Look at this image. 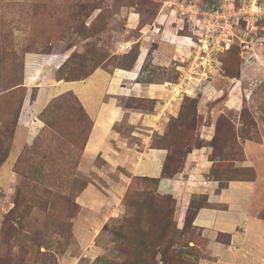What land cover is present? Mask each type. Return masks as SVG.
<instances>
[{
    "label": "rangeland",
    "instance_id": "obj_1",
    "mask_svg": "<svg viewBox=\"0 0 264 264\" xmlns=\"http://www.w3.org/2000/svg\"><path fill=\"white\" fill-rule=\"evenodd\" d=\"M218 2L0 0V264H220L195 224L194 208L212 206L201 192L203 181L223 188L256 178L258 169L264 176V43L250 54L234 45L210 75L187 78V63L179 58L189 57L191 39L179 36L190 35L191 14L181 20L179 8L200 11ZM245 2L252 0H237ZM159 16L164 23L170 18L175 30L169 41L180 54L173 62L156 57L158 38L143 37ZM254 26L253 35L264 37V16ZM145 39L139 80L166 86L175 101L151 141L167 153L160 177L135 175L100 155L84 162L93 119L74 90L53 87L83 81L98 69L117 71L119 79L134 68ZM42 91L54 95L38 112L46 100L42 94L34 107ZM120 103L151 111L156 101L129 97ZM121 127L129 130L126 123ZM194 151L198 156L186 172ZM164 178L174 181L167 180L172 192L162 189ZM183 187L192 197L180 224L173 191ZM257 214L264 219V203ZM217 240L227 244L230 234Z\"/></svg>",
    "mask_w": 264,
    "mask_h": 264
},
{
    "label": "crops",
    "instance_id": "obj_2",
    "mask_svg": "<svg viewBox=\"0 0 264 264\" xmlns=\"http://www.w3.org/2000/svg\"><path fill=\"white\" fill-rule=\"evenodd\" d=\"M164 18L165 16H159L157 22L150 26L148 31L143 32V37L151 36L153 40L158 38L160 46L155 50L156 57L166 58V63H169L170 59L173 62L180 53L176 49V45L169 41L175 35V30L170 23L171 19L165 20L167 23H164ZM133 23L134 25L137 23V17L133 19ZM157 30H160V33L156 35ZM147 40H143L140 45L139 56L134 68L127 70L128 73L121 74L119 79H116L117 71L111 74L103 69H98L83 81H64L53 87L59 92L74 90L86 112L93 119V127L85 147L84 162L85 159L100 155L111 166H126L135 175L160 177L167 153L165 149L152 148L151 141L154 133L160 130L162 118L167 117L169 110L171 111L172 107H175V101L171 99L166 86L163 87L164 89L153 87L152 84L145 86L139 80L140 70L148 54V46L145 42ZM181 51L186 53L184 48H181ZM169 53H172L173 56ZM167 56L171 57L168 59ZM139 59L142 60L140 63H138ZM134 72H137V75L133 76ZM26 82L29 84L27 75ZM157 85L163 86L164 84ZM2 92L0 90V94ZM41 95L46 100L38 107L36 110L38 112L45 108L54 92L42 91L38 100L35 101V108L41 102ZM129 97L155 100L156 104L151 111L124 107L120 102L122 98ZM27 99L28 97L25 101ZM169 104H173V106L169 107ZM124 123L129 125V130L120 128ZM197 156L196 151L190 154L188 158L190 166L186 172L190 170L192 162L196 160ZM202 161L200 162L202 163ZM256 176L254 179L231 180L223 188L219 186L220 183L213 181L206 180L201 185L199 184L200 188H203L201 192L208 196L212 206L199 210L195 224L202 227L207 239V247L217 259L216 263L264 264V219L257 214L264 203V191L262 190L264 176L259 169ZM178 178L176 181L181 183V177ZM167 180L164 178L162 181V189H165V192H172L166 187L169 186L167 185L169 182L174 181L170 179L168 182ZM90 190L93 189L87 188L86 192ZM173 193L176 194L179 205H181L179 211L183 219L180 221L181 224L184 223L192 193L189 189L184 190V187L183 190H175ZM77 219L79 220V218ZM219 234H230V242L226 244L218 241Z\"/></svg>",
    "mask_w": 264,
    "mask_h": 264
},
{
    "label": "built area",
    "instance_id": "obj_3",
    "mask_svg": "<svg viewBox=\"0 0 264 264\" xmlns=\"http://www.w3.org/2000/svg\"><path fill=\"white\" fill-rule=\"evenodd\" d=\"M180 19L190 13L189 57H180L187 63V78L203 79L210 75L220 63L219 55L234 45L241 53H252L256 46L263 45L264 37L253 35L256 21L264 16V5L260 0L237 4V0H219L217 8H203L189 12L182 4ZM177 9H171V12ZM252 26V27H251ZM184 29V27H181Z\"/></svg>",
    "mask_w": 264,
    "mask_h": 264
},
{
    "label": "trees",
    "instance_id": "obj_4",
    "mask_svg": "<svg viewBox=\"0 0 264 264\" xmlns=\"http://www.w3.org/2000/svg\"><path fill=\"white\" fill-rule=\"evenodd\" d=\"M219 3V2H218ZM218 3H216L215 5H214V7H212V8H217L218 7ZM233 47H236V46H232L231 48H233ZM230 48V49H231ZM230 49H228V50H226L225 52H227V51H229ZM63 70V66H61L60 67V69H59V72H60V74H61V71ZM82 108H84V106L82 105ZM85 110V109H84ZM85 115H86V117L89 119V120H91L90 118V116L88 115V113L85 111ZM93 125V124H92ZM93 127V126H92ZM92 127H91V130H92ZM91 130H90V132H91ZM90 132H89V134H90ZM167 159V158H166ZM169 167L165 164L164 165V174H168L169 172ZM177 171H175V172H173V174H175ZM194 201H192V203H191V206H190V208H192L193 209V207H194ZM208 204H207V202L205 203H201V205H198V206H196L195 208H194V212H195V214H194V216L193 217H195L196 215H197V212H198V210L201 208V207H205V206H207ZM193 219V218H192ZM191 223H192V221H190ZM187 223H189V221H187L186 222V224Z\"/></svg>",
    "mask_w": 264,
    "mask_h": 264
},
{
    "label": "bare ground",
    "instance_id": "obj_5",
    "mask_svg": "<svg viewBox=\"0 0 264 264\" xmlns=\"http://www.w3.org/2000/svg\"><path fill=\"white\" fill-rule=\"evenodd\" d=\"M252 1H254V0H252ZM189 38V37H188ZM185 45H189V44H185ZM183 82H185V80L183 81ZM183 84L184 83H178V84H176V86H178V88H182L183 87ZM181 91V90H180Z\"/></svg>",
    "mask_w": 264,
    "mask_h": 264
}]
</instances>
